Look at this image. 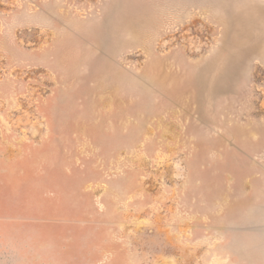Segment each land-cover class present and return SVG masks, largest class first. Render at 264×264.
Here are the masks:
<instances>
[{
    "label": "rangeland",
    "instance_id": "rangeland-1",
    "mask_svg": "<svg viewBox=\"0 0 264 264\" xmlns=\"http://www.w3.org/2000/svg\"><path fill=\"white\" fill-rule=\"evenodd\" d=\"M0 264H264V0H0Z\"/></svg>",
    "mask_w": 264,
    "mask_h": 264
}]
</instances>
